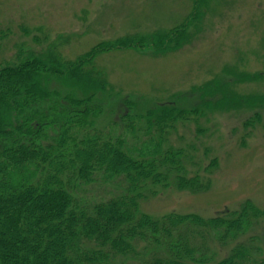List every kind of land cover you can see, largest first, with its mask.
I'll return each mask as SVG.
<instances>
[{
  "label": "trees",
  "instance_id": "1",
  "mask_svg": "<svg viewBox=\"0 0 264 264\" xmlns=\"http://www.w3.org/2000/svg\"><path fill=\"white\" fill-rule=\"evenodd\" d=\"M32 40L48 42L43 57L0 65V264H264V212L251 201L210 218L141 209L156 187H212L219 158L173 141L180 124H199L200 109L140 116L148 124L133 141L120 123L96 124L90 97L72 99L61 121L33 117L59 96L45 75L103 89L97 58L132 40L101 43L75 61L58 51L61 36ZM17 49L18 58L35 54Z\"/></svg>",
  "mask_w": 264,
  "mask_h": 264
},
{
  "label": "rangeland",
  "instance_id": "2",
  "mask_svg": "<svg viewBox=\"0 0 264 264\" xmlns=\"http://www.w3.org/2000/svg\"><path fill=\"white\" fill-rule=\"evenodd\" d=\"M34 36H61L58 51L73 61L104 42H133L97 58L103 89L45 75L59 96L33 117L61 121L72 99L90 97L96 124L120 123L133 141L143 138L148 122L138 117L149 112L203 113L199 124H180L173 141L219 158L212 187L201 193L156 187L143 212L210 218L248 201L264 212V0H0V65L43 57L48 42ZM20 44L35 54L18 58Z\"/></svg>",
  "mask_w": 264,
  "mask_h": 264
}]
</instances>
